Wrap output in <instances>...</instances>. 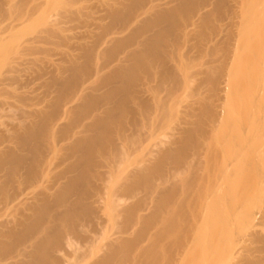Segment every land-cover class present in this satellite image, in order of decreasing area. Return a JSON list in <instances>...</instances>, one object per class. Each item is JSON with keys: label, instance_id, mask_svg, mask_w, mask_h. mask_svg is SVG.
Masks as SVG:
<instances>
[{"label": "rangeland", "instance_id": "rangeland-1", "mask_svg": "<svg viewBox=\"0 0 264 264\" xmlns=\"http://www.w3.org/2000/svg\"><path fill=\"white\" fill-rule=\"evenodd\" d=\"M152 37L162 39L160 52L136 56ZM124 72L132 74L128 81H121ZM71 75L78 77L68 84ZM119 84L132 90L122 86L124 105ZM111 85L120 90L113 96ZM96 120L105 121L98 132L111 138L103 142L100 134L91 148L85 136ZM37 128L39 154L20 142ZM125 131L128 150L116 153ZM263 131L264 0H0L2 262L34 257L36 247L19 246L13 233L34 220L38 241L43 231H62L46 258L52 264H63L66 238L113 233L107 223L129 219L134 209L143 217L164 205L226 201L264 221ZM19 158L24 162L13 165ZM80 161L89 167L74 188L86 170ZM237 219L241 228L234 225L232 236L248 244L230 264L241 256L264 259L263 251L248 250L259 228Z\"/></svg>", "mask_w": 264, "mask_h": 264}, {"label": "bare ground", "instance_id": "bare-ground-1", "mask_svg": "<svg viewBox=\"0 0 264 264\" xmlns=\"http://www.w3.org/2000/svg\"><path fill=\"white\" fill-rule=\"evenodd\" d=\"M117 18L118 17L116 16L114 18V20ZM158 21H159L158 19H156V20L154 19V21H151V23H148V22H146V23H148L149 25L151 24L150 26H152L155 23L157 24ZM146 26L147 25H145L143 27H146ZM142 28L140 30H142ZM141 32L142 31H140V33ZM139 35L140 34H137L136 37H138ZM133 37H132V39H133ZM136 37H134V39ZM140 40L141 39H139V41ZM144 41H145V39L142 42L140 41L141 42L140 44L142 45L143 48H142V50L141 49L138 50V53L135 52L136 56H140L139 53L142 54L143 52L146 51L145 55H144L146 57V55H148L149 53H151V52L152 53L154 52V54L159 53L160 52L159 48L162 49L161 48L162 46H159V45H163V43L161 44L159 42V41L162 42V39L161 38L159 39V37H157V38L152 37V38H150V40H147L145 42ZM121 42H122V44H120L118 42L119 46L121 45L120 47L127 45L126 43L124 45L125 41H121ZM126 42L128 43L129 41L127 40ZM115 47H116V50H117V48H119L118 46H115ZM155 48H158V49L154 50ZM156 51H159V52H156ZM112 52L115 53V50L110 51V53H111L110 56L112 54H114ZM146 53H148V54H146ZM138 65H140V64H138ZM83 70H86V69L83 68ZM78 72H81L80 68L78 69ZM126 72H128V71H126ZM78 74H80V73H77V75ZM126 74H128L127 76L132 75L129 73H125L124 76ZM77 75H75L74 79L70 78V77H73L74 74H73V76L72 75L69 76L68 78L70 79V81L68 79V84L72 80L73 81L71 82V84L73 82H75L76 81L75 78L78 77ZM127 76H125L126 79H124V80L121 77V81H126ZM128 78H130V77H128ZM56 80L57 79H55L54 82H57ZM106 81H108V80H106ZM152 81H151V83H152ZM149 83H150V80H149ZM63 84H64V86H65V84L68 85L65 82ZM71 84L68 85L69 88H70ZM119 85H120L119 87H117V85H115V86H116V88H119L121 90L122 96H124V98L123 97L120 98V99H122L120 101L123 102V104L120 103L119 105H121V104L124 105L125 101L127 100L125 98L127 97L128 94L126 92H123V90H122L125 88V86L122 85L124 87L123 88L121 86V84H119ZM64 86L61 88L63 94L68 89V87L65 86L67 89L64 90L65 89ZM111 86H110V88H111ZM115 86H112L113 91L111 89V92H110L111 94L109 93V95L113 96L115 93L114 91H116V93H117L118 89H116ZM147 86H148V84H147ZM153 86H151V87H153ZM144 87H146V86H144ZM148 87H147V89H148ZM114 89H116V90H114ZM128 89H129V87L126 90L127 91L131 90V88L129 90ZM147 89H145V90H147ZM69 90L71 91V88L68 89L67 91H69ZM120 90H118V91H120ZM86 91L84 90L81 92L85 93ZM66 93H68V92H66ZM66 93H65V95H66ZM124 93H126V94H124ZM63 94L61 95L62 97L65 96V95L63 96ZM112 96H111V98H113ZM106 97H108V99H111V98H109L110 96H106ZM106 97H105V99H106ZM115 97L113 99H111V101H113V100L115 101ZM105 99H103V100H105ZM124 99H125V101H123ZM94 101L97 104L98 101L100 102L102 100L99 99L98 101H96V99L94 98ZM109 101H107V102H109ZM120 101H118V102H120ZM56 104H58V106H59L58 102ZM56 104H55V106L57 109ZM92 104H93V100H92ZM55 106H54V111H56ZM116 107L119 108L118 105H116ZM113 108L115 109V106ZM117 108L115 110L110 109L112 112L109 111V113H110L109 116H111V114L114 111H116V113H118ZM116 113H113L112 116L115 117L117 115ZM99 120H101V119H99ZM102 121L104 124L102 123ZM102 121H101V123L103 124V126H105V121L104 120H102ZM94 122H95V120H94ZM99 122L100 121L96 120L95 124L92 123V124H94V125H92V127L90 126L92 129L89 127L90 128V131L88 130L89 134L87 135V137L85 136V138H88L86 140V142L89 141V143H87V144H89V146L91 145V148H94V145H93L94 142H97L96 144L98 146V144H100V143H98V141L105 142L106 139L108 141V138H111V137L107 136L108 138L106 137V139H105V137H103V136H105V134H102V132H98V130L100 131L102 128L105 129L103 126L99 127V125H102ZM45 123L47 126V122H45ZM41 124H42V122L40 123L39 128L41 127ZM42 127H43L42 128L43 130L47 129V127L44 126V121H43ZM39 128L36 129L37 132L34 129L25 132V134L22 136L21 141H20L22 145L32 146V149H34L36 154L37 153L39 154V152H40L39 150H41L40 143L38 141L39 135H40L38 133ZM97 128H100V129H97ZM95 129H97L98 134L92 133L94 136L92 138H90L91 139L90 140L89 139L90 134H91L90 132H91V130L96 131ZM124 133L125 134H123V132H122L121 133L122 135H119L120 136L119 141L118 140L116 141L117 142V145L115 148L116 153L126 152L127 143H129V141L126 140L128 138V135H126V131ZM263 133H264V131H263ZM99 135L101 137H103L102 141L100 140L101 137ZM260 138L261 137H259V139ZM263 139L264 138H262V140ZM107 141H106V143H107ZM109 141H111V140H109ZM83 142H85V139ZM86 142L83 144H86ZM262 142H264V140ZM90 143H93V144H90ZM104 144H103V146H104ZM100 146H102V145H100ZM109 146H111V145H109ZM84 147H85V145H84ZM86 149H88V148H86ZM95 150H98V149H95ZM88 153H91V152L89 151ZM88 153H87V155H91ZM82 154H84V153H81V155ZM263 156L264 155H262L261 157H263ZM85 158H87V157H85ZM88 158H89V156H88ZM259 158L260 157H258V159ZM23 160H24L23 158L16 159L12 162V164L17 166L19 162H20V164H22L24 162ZM256 162H257V160H256ZM256 162H255V164H256ZM82 163L83 162L80 161V167L78 165V168L81 170V169L86 167V170L83 171V173H84L88 170L87 167H89V166L86 164L87 162H85V164L81 165ZM255 164L251 167L252 169L254 168ZM258 164L259 163H257L256 166H258ZM261 164H262V162H261ZM256 166H255V169H256L255 171H258L260 168L257 170ZM111 167L113 168V166H111ZM263 169H264V167H263ZM260 170H262V169H260ZM255 171L253 172L254 174H255ZM259 171H258V173H259ZM76 172H79V170H77ZM247 172L248 171L243 172L245 175L244 178H247V176H246V175H248ZM263 172H264V170H263ZM83 173H81V174L79 173V175L73 180L72 184H73L74 188H76V187L80 188L85 183L86 173H84L85 175ZM206 175H209V173ZM256 175L257 174H255V176ZM251 176L252 177L248 176V179L255 177L253 174H251ZM218 199H222V198L219 197ZM212 200H210V201H212ZM77 201L78 200H76L75 202H77ZM197 202H195V203H197ZM206 202L208 203V201H205L204 203H206ZM195 203L194 204L189 203V204H186L183 206H178V207H174V206H170V205L159 206V207L155 208L151 213H149L148 215L143 216V217L138 216L137 215V209H134L132 212V215L129 219L121 221V222L110 221L107 223L114 230L113 233L107 234L104 231L98 235L95 233L89 234V235L87 234V235L81 237L80 240L77 239V241H75V242L73 240H70L69 238H66L68 248L65 250V252L63 254V262L62 261L61 262L63 264H230L229 261L232 260L235 263L236 259L233 257H235L236 254H237V257H239L238 255L240 254L239 253L240 251L242 252V250H240V249H242L243 243H245V246L248 244V243L246 244L245 241L243 242L242 240L235 239L234 234H232L233 228L235 226H236L235 229L241 228V227H237V225L235 223V222H238V224H239V221H237L239 219H237V218H240L241 222L245 225V227L246 226L248 228L252 227L253 229L257 228V227L259 228V229L257 228L258 230L256 231V233H254L256 235L252 238L253 240L250 239L252 241V242H250L251 249H248V250H251V251L254 250V253H256L258 251L264 252V226H263L264 221L261 219H260V221H259V219H257L258 221H256V219H255L256 217L254 216V213L250 209L245 210V208H243V209L241 207L237 208L239 203H236L235 207L238 210L234 212V210H236L234 207L235 203L234 204H227L228 202L226 203V201H222L218 205L217 204L209 205V204H203V203L201 204L199 202L197 204H195ZM236 212H238L237 213L238 216L236 215ZM42 214H43V212H42ZM42 214H41V219H45L48 216L47 213H44L45 215H43V216H42ZM34 221H32L30 225L26 226L23 229V231H19V232L14 231L13 232L14 236H16V240H17L18 245L23 241L24 244L26 242V244H28L29 246L34 245V247H36V250L34 252V257L31 260H29L28 262H26L25 264H52L51 262H48V260L46 258H48L47 257L48 254H51L56 250V244L62 240V238H63L61 236L62 231L59 232L60 229L55 230L56 233H54V234H49L47 231H43L44 236L42 237L41 240L38 241V238L36 237L37 236L36 230L38 228V222L36 220H34ZM1 226H3V225H1ZM238 226H240V225H238ZM242 227L244 228V226H242ZM12 231L13 230H11V234H13ZM234 231L236 232V230H234ZM238 232H239V230H238ZM5 233H7V231ZM8 233H9V237H12V238L14 237L10 234V232H8ZM235 234L238 235V233H235ZM239 237H240V235H239ZM236 238H238V236ZM24 239H26L27 241H24ZM243 239L245 240L246 238L243 237ZM19 240H22V241L20 242ZM14 243H16V242H14ZM251 243L252 244L254 243V245H251ZM5 244H7V243H5ZM17 244H15V245H17ZM22 250H23L21 252L22 256H25V254L28 257L30 256V253H29V251L28 252L26 251V248H25V250H24V248H22ZM24 251H25V253H24ZM19 253H20V250H19ZM21 253L19 254L20 257H21ZM249 253H250V251H249ZM250 255H252V253H250ZM16 256H18V255H16ZM16 256L14 255L11 258H13V257L15 258ZM261 256H263V255H261ZM241 257L245 258V256H241ZM252 257H254V256L252 255ZM244 258H241V259H244ZM233 259H235V260H233ZM241 259L238 260L239 261L238 263L236 261V264H264V259H262V258H261L262 260L258 259L256 257H254V259L248 258L249 260H246L247 259L246 258L245 259L246 261L245 260L241 261ZM10 262L9 261L8 262H2L1 258H0V264H19L16 260H15L16 263H13V260H12V263H10Z\"/></svg>", "mask_w": 264, "mask_h": 264}]
</instances>
